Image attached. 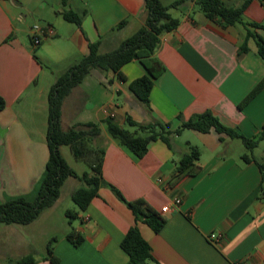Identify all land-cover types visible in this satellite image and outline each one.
Returning a JSON list of instances; mask_svg holds the SVG:
<instances>
[{"label":"crops","instance_id":"crops-1","mask_svg":"<svg viewBox=\"0 0 264 264\" xmlns=\"http://www.w3.org/2000/svg\"><path fill=\"white\" fill-rule=\"evenodd\" d=\"M245 1L231 6L240 7ZM144 4V0H66L64 5L62 0H40L37 11L24 0L0 1V96L6 101L0 111V204L17 197L34 200L50 155L48 96L58 76L86 56L90 44L100 43L101 53L119 49L144 26ZM186 4L180 15L179 7L171 13L179 26L161 37L157 58L165 71L154 80L149 105L129 89L132 81L148 75L138 61L121 69L125 82L112 72L95 69L64 100L63 129L100 123L107 117L128 129L130 117L139 124L161 122L176 130L183 121L210 111L223 125L248 138L263 131L264 87L244 107L240 105L264 79V60L254 39L249 40L247 53L240 54L239 47L248 28L263 39L264 29L245 24L223 27L196 10L194 0ZM69 10L82 16L81 26L63 19L60 13ZM27 14L54 29L39 47L31 43ZM244 17L245 23L264 26L262 1L253 0ZM122 22L126 24L119 28ZM235 140L215 130L187 129L171 136L170 144L152 142L139 158L103 127L98 143L106 151L104 179L128 201L144 200L166 219L158 233L139 224L156 260L152 264H264V183L259 167L264 163V140L248 163L242 160L245 153L240 148H232ZM190 146L200 150V160L178 176L177 166ZM65 147L62 156L73 168ZM81 186L79 179L68 178L47 215ZM175 198L182 199L176 211L162 213ZM71 211L79 218L54 241L57 264H128L121 243L135 217L109 188H101L86 211L78 207ZM43 213L28 225L0 224V264H15L32 255L25 252L24 238L34 232ZM72 231L84 238L78 247L67 239ZM212 233L221 236L219 241L209 240ZM46 258L40 256L35 264H53Z\"/></svg>","mask_w":264,"mask_h":264},{"label":"trees","instance_id":"trees-1","mask_svg":"<svg viewBox=\"0 0 264 264\" xmlns=\"http://www.w3.org/2000/svg\"><path fill=\"white\" fill-rule=\"evenodd\" d=\"M62 1L66 5V0ZM144 1L146 21L135 35L125 40L119 49L108 53H101L100 43L90 44L89 53L57 78L48 96L47 144L50 155L45 172L34 190V200L17 197L0 204V224H31L40 217L43 211L51 208L59 200L65 181L71 177L77 178L83 183V186L73 192L72 200L79 211H86L92 200L99 195L101 188H109L117 199L133 212L135 217L134 226L129 229L121 243V248L129 256L128 264H152L156 260L150 244L141 234L139 224H147L155 233H158L165 226L166 219L144 200L128 201L118 188L104 179L103 162L106 151L98 143L103 127L111 138L139 158L147 154L152 142L160 139L170 144L171 136L179 135L183 130L188 129L201 133L215 130L232 139H240L247 149L242 160L247 163L253 161V151L264 140V129L258 135L248 138L223 125L210 111L194 115L188 121H183L176 130H172L170 124L161 122L139 124L130 117H127V125L134 128V131L126 129L112 117H107L100 123H77L67 130L63 129L62 107L64 100L95 69L101 72H112L120 81L125 82L127 80L121 69L130 62L138 61L148 72V75L132 81L129 84V89L140 102L149 105L154 80L165 71V66L157 58L160 40L164 34L179 26L180 21L171 15L170 10L177 9L183 1L174 2L170 6L163 5L160 0ZM252 1L246 0L236 8L226 7L222 0H197L196 4L208 19L223 27L245 24L247 27L264 29V26L260 24L245 23L244 21L245 11ZM261 1L264 4V0ZM60 14L65 21L81 26L82 16L75 11L69 10ZM125 24L126 22H122L119 28ZM250 39L255 40L257 53L264 60V39L250 28H248L244 42L239 47V53L245 54L249 51ZM263 87L264 79L244 99L240 108L249 103ZM5 107L6 101L0 96V111ZM179 118L182 120V116ZM63 146L69 147L74 158L83 162L88 167V171L78 174L62 156L61 148ZM200 157V150L195 146H190L189 153L183 156L177 166V175L183 176L191 171ZM259 167L263 172L264 183V163H259ZM66 216L70 223L79 218L78 213L71 210L66 212ZM67 239L77 247L84 241L83 236L75 231L69 233ZM53 242L47 245L46 259L57 264L58 258L54 256ZM36 262L37 260L32 255H28L16 260L15 264H35Z\"/></svg>","mask_w":264,"mask_h":264},{"label":"rangeland","instance_id":"rangeland-1","mask_svg":"<svg viewBox=\"0 0 264 264\" xmlns=\"http://www.w3.org/2000/svg\"><path fill=\"white\" fill-rule=\"evenodd\" d=\"M28 5L31 7L35 8L38 11V7L40 6V0H24ZM161 1V0H160ZM165 2L167 5L173 4L174 2L177 1H183L179 5V15L181 14V10L185 7L188 6L186 4L187 1H193V0H166ZM195 2L197 0H194ZM225 3L226 7H232L231 5L235 4L236 1H228V0H222ZM162 3V2H161ZM196 10H200L199 6L195 4ZM177 9H171L170 13L176 14ZM178 14V13H177ZM27 20L28 24L32 25V27L36 24H40L42 22L39 18H37L36 15H30L27 14ZM244 21L245 17H244ZM132 35V34H130ZM62 75V74H61ZM60 75V76H61ZM59 77V76H58ZM128 129H130L129 126H127ZM234 145L232 148L236 150L237 148L242 150V153H247V149L245 148L242 140L236 139L233 143ZM64 155L69 159L70 164L73 166V168L76 171H88V167L80 161H77L74 159L70 148L65 147L64 149ZM76 205L73 202L72 198L65 199L62 203L61 206L57 207L54 211H52L51 215H47L48 210L44 211L42 217L34 223V232H32L29 236H25V252H30L32 253L33 257L35 259H38L42 255H47V245L50 242H53V240L56 239L57 236H60L62 231L67 228V226H70V221L68 218H66V211L69 209H76ZM77 220L73 221V223H76ZM54 245V242H53Z\"/></svg>","mask_w":264,"mask_h":264},{"label":"built area","instance_id":"built-area-1","mask_svg":"<svg viewBox=\"0 0 264 264\" xmlns=\"http://www.w3.org/2000/svg\"><path fill=\"white\" fill-rule=\"evenodd\" d=\"M54 35V29L49 25H40L36 24L31 28L30 33V39L31 43L35 47H39L44 41H46L48 38L52 37ZM182 199L181 198H175L172 206H165L162 208V213L172 214L176 211L177 207L181 205ZM221 236L217 233H212L209 236V240L213 242L219 241ZM234 264H246L243 261L236 262Z\"/></svg>","mask_w":264,"mask_h":264}]
</instances>
